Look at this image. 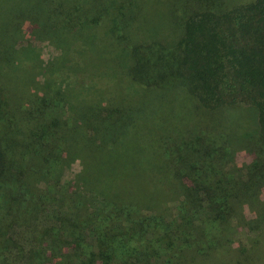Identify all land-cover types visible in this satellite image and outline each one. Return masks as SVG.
<instances>
[{"label": "trees", "instance_id": "trees-1", "mask_svg": "<svg viewBox=\"0 0 264 264\" xmlns=\"http://www.w3.org/2000/svg\"><path fill=\"white\" fill-rule=\"evenodd\" d=\"M130 1L0 0V264H264V0Z\"/></svg>", "mask_w": 264, "mask_h": 264}, {"label": "rangeland", "instance_id": "rangeland-1", "mask_svg": "<svg viewBox=\"0 0 264 264\" xmlns=\"http://www.w3.org/2000/svg\"><path fill=\"white\" fill-rule=\"evenodd\" d=\"M101 1V0H100ZM231 2L233 0H220L219 2L224 3ZM132 7L136 11V15L139 21L147 22L149 25L157 23H167L166 12L162 10L160 15L157 12L158 9H164L165 7L172 8L177 5L178 12H181V5L186 2V0H131ZM177 2V4H175ZM182 3V4H181ZM138 34H141L140 31H137ZM162 33V32H161ZM33 45L36 48H40L42 51V68L43 72L39 73L40 82L50 81L52 82L53 87L60 85L62 89H67L66 85L75 84L78 87H81L85 82L88 81V67L83 63L82 56L79 51L76 49V45L71 49H66L63 47H58L50 39H30V40H20L18 47H26ZM26 66V65H25ZM24 66V67H25ZM26 69H30V66H26L21 72ZM51 79V80H50ZM248 112V111H247ZM63 113V110L62 112ZM245 122L252 123L255 120V112L252 109H249L248 113H245ZM232 165V164H231ZM80 164L79 162L73 161L70 165L66 167H60L55 172H60V182L70 180L75 176V173L79 171ZM57 173V174H58ZM243 242L248 245L246 235H240Z\"/></svg>", "mask_w": 264, "mask_h": 264}]
</instances>
